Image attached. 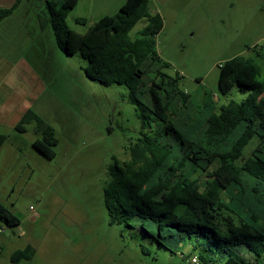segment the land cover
Wrapping results in <instances>:
<instances>
[{
	"label": "rangeland",
	"instance_id": "1",
	"mask_svg": "<svg viewBox=\"0 0 264 264\" xmlns=\"http://www.w3.org/2000/svg\"><path fill=\"white\" fill-rule=\"evenodd\" d=\"M118 5V0H78L66 23L84 33ZM149 6L162 17L155 47L170 64L162 71L179 76V87L190 94L196 111L246 96L235 87L225 95L218 92V65L263 48L264 0H149ZM25 12L24 5L17 9L19 16ZM78 17L85 23H77ZM145 24L138 20L129 36ZM47 27L20 47L19 61L23 52L34 66L42 61L36 67L39 90L29 108L53 128L57 143L47 157L32 146L41 139L35 120L20 131L0 122V134L6 135L0 146V202L19 219L0 233V264H194L186 247L172 239L159 244L137 216L109 222L102 191L113 158L127 160V147L138 137L137 105L125 86L89 79L86 60L61 51ZM255 60L264 73V50ZM143 89L137 97L146 102L148 88ZM256 142L253 137L243 154ZM144 225L154 230L149 222ZM26 246L33 250L31 257L13 260L12 254Z\"/></svg>",
	"mask_w": 264,
	"mask_h": 264
},
{
	"label": "trees",
	"instance_id": "2",
	"mask_svg": "<svg viewBox=\"0 0 264 264\" xmlns=\"http://www.w3.org/2000/svg\"><path fill=\"white\" fill-rule=\"evenodd\" d=\"M20 1L0 9V19ZM77 2L43 0L37 13L40 28L50 26L61 51L79 53L86 60L89 79L125 86L140 119L138 137L127 147L128 159L113 158L108 170L102 196L109 222L137 216L159 244L166 246L162 239H172L201 264H264V73L255 60L264 45L255 55H235L218 65V92L225 95L235 87L247 93L244 98L196 111L190 94L179 87V76L162 71L170 65L155 47L163 22L151 11L149 0H125L84 33L66 23ZM140 19L146 24L131 38L129 31ZM144 87L146 102L137 97ZM31 120L41 133L32 146L51 157L57 143L53 128L30 108L15 129L22 130ZM253 137L257 142L244 155ZM5 139L0 134V146ZM146 221L153 231L145 227ZM18 223L0 202V228ZM32 253L26 246L12 259L30 258Z\"/></svg>",
	"mask_w": 264,
	"mask_h": 264
},
{
	"label": "crops",
	"instance_id": "3",
	"mask_svg": "<svg viewBox=\"0 0 264 264\" xmlns=\"http://www.w3.org/2000/svg\"><path fill=\"white\" fill-rule=\"evenodd\" d=\"M124 1L118 0V6ZM14 2L0 0V9L9 8ZM38 2L21 0L9 14L0 19V122H9L13 126L37 96L35 89L39 90L36 67L42 61L39 60V64L34 66V61L24 59V52L19 61L20 47L29 46L34 33L42 30L37 13L43 3ZM23 5L25 15L22 13L19 16L17 9Z\"/></svg>",
	"mask_w": 264,
	"mask_h": 264
},
{
	"label": "built area",
	"instance_id": "4",
	"mask_svg": "<svg viewBox=\"0 0 264 264\" xmlns=\"http://www.w3.org/2000/svg\"><path fill=\"white\" fill-rule=\"evenodd\" d=\"M5 230L3 228H0V233H3ZM181 257H184V254L180 253ZM190 263H194V264H198V259L197 257L194 255L192 257H190Z\"/></svg>",
	"mask_w": 264,
	"mask_h": 264
}]
</instances>
